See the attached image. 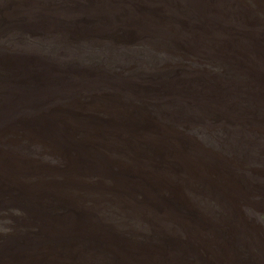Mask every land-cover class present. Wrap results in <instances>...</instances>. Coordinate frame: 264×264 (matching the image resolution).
Instances as JSON below:
<instances>
[{
	"label": "rangeland",
	"instance_id": "1",
	"mask_svg": "<svg viewBox=\"0 0 264 264\" xmlns=\"http://www.w3.org/2000/svg\"><path fill=\"white\" fill-rule=\"evenodd\" d=\"M0 264H264V0H0Z\"/></svg>",
	"mask_w": 264,
	"mask_h": 264
},
{
	"label": "bare ground",
	"instance_id": "2",
	"mask_svg": "<svg viewBox=\"0 0 264 264\" xmlns=\"http://www.w3.org/2000/svg\"><path fill=\"white\" fill-rule=\"evenodd\" d=\"M14 180L16 181V179H14ZM16 185H17V182H16V184H14V186H16ZM14 186H13V187H14Z\"/></svg>",
	"mask_w": 264,
	"mask_h": 264
}]
</instances>
